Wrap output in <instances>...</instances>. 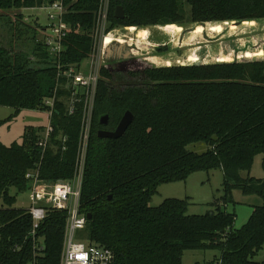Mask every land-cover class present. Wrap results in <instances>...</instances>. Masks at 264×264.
Returning <instances> with one entry per match:
<instances>
[{"label": "trees", "instance_id": "obj_1", "mask_svg": "<svg viewBox=\"0 0 264 264\" xmlns=\"http://www.w3.org/2000/svg\"><path fill=\"white\" fill-rule=\"evenodd\" d=\"M64 1L71 30L61 61L80 64L93 48L100 0ZM45 3L48 0H0V11ZM118 6L124 8L123 18L115 15ZM18 20L24 23L21 14L11 22L15 29ZM109 20V31L125 26L134 37L106 38L80 197V212L91 218L78 237L111 248L115 264H184L188 249L220 252L219 258L196 264H264L254 260L264 247V203L254 207L241 228L234 227L237 214L222 208L235 202L236 189L264 198V177L241 174L250 172L260 154L264 169V59H254L264 57V48L252 51L260 42L250 39L242 46L235 42L210 62L202 52L204 45L192 51L185 47L194 39L184 42L188 30L197 39L220 35L228 26L233 35L242 28L261 29L256 27H264V0H111ZM186 21L192 26L176 28ZM38 32L35 28L32 46L38 60L0 45V105L15 109L0 126L22 109L49 110L44 100L55 93L58 69L43 42L37 41ZM110 47L113 56L108 59ZM125 51L137 64L121 73L112 61ZM68 94L59 88L47 146L40 144L45 127L27 126L22 142L6 145L0 140V264L61 263L67 210L47 207L36 232L41 249L35 248L32 215L13 207L17 196L11 191L29 190L27 172L38 166L47 181L74 176L81 111L67 113ZM128 110L134 118L121 137H99L98 130H115ZM106 114L108 123L102 124ZM197 142L207 149L198 153L187 148ZM213 169L224 174L223 195L213 202L216 211L189 214V197L150 206L161 184Z\"/></svg>", "mask_w": 264, "mask_h": 264}, {"label": "built area", "instance_id": "obj_2", "mask_svg": "<svg viewBox=\"0 0 264 264\" xmlns=\"http://www.w3.org/2000/svg\"><path fill=\"white\" fill-rule=\"evenodd\" d=\"M110 5L111 0H100L92 29L93 48L86 58L88 62L86 66L82 65L85 59L80 64H65L61 61L65 50L64 41L71 30V24L66 20L68 9L64 0H48V3L43 5L48 9L49 25L38 27L41 37L38 36L37 41L43 42L58 69L55 93L44 100L45 105L49 107L50 122L40 133V144L47 146L54 131L52 117L60 87L67 89L69 93L65 98L67 113L72 115L78 109L81 111V130L74 176L71 179L52 182L40 177V166L27 172L29 190L32 194V203L28 210L34 223L32 235L35 248L41 249L36 242L40 240L36 238V232L46 216L47 207L67 210V226L60 264H115V252L111 248L78 237L79 232L86 228L88 220L87 215L80 212V197L98 84L105 63L106 38L113 34L108 30ZM34 60L38 58L34 57ZM62 79H65V83H61ZM62 139L66 141L67 136H63ZM215 264H222V260Z\"/></svg>", "mask_w": 264, "mask_h": 264}, {"label": "rangeland", "instance_id": "obj_3", "mask_svg": "<svg viewBox=\"0 0 264 264\" xmlns=\"http://www.w3.org/2000/svg\"><path fill=\"white\" fill-rule=\"evenodd\" d=\"M189 9L190 6H187V15L189 14ZM19 14L22 15V21H24V23H21L18 20V29H15L11 22H16ZM48 25V9L43 6L23 10L0 11V45L12 53L24 52L25 54L30 55L32 61H35V56L32 55L35 28ZM175 26L179 29L182 27H191L192 24L189 21H186L182 25L175 24ZM258 27L261 29L256 31L254 28H242L237 34L235 33L236 35H233L234 32L231 31L228 26L225 29V32L220 35L209 33L210 38L202 36L197 39L194 36L193 38V34L188 30L184 32L185 44L190 43L193 39L194 40L192 46L190 45L185 48L190 47L193 48L192 51H194L195 48L204 45L205 47L202 48V52L207 53L205 56H207V60L210 62L215 59L217 54L228 51L231 44H236L235 42L242 46L246 40L249 39L252 41L251 43L259 41L260 46L252 49V51H256L259 48H264V27L257 25L256 28ZM111 31L113 34L120 36L123 39L129 40V38L134 37L129 27H115ZM37 35L39 36L41 34L38 32ZM233 36H235L236 41H234ZM175 38V41L178 42L179 35ZM182 40L183 38L180 39V41ZM141 46H145V44ZM139 56L144 57L145 54ZM254 59H264V57ZM87 63V59H85L82 62V65L86 66ZM14 113L15 109L13 107L0 105V121L6 120ZM49 122L50 117L48 111L22 109L14 118L6 121L0 126V140L6 145H10L14 141L22 142L23 134L27 126L47 127ZM187 148L191 151L201 153L207 149V145L204 142H197L188 145ZM262 157V154L256 156L250 172L242 171V176L247 177L250 174L257 178H263L264 169L262 167ZM223 186L224 174L221 169L196 171L190 174V176L184 181L161 184L158 188V193L153 196L150 206H159L167 198L184 199L189 197L190 205L188 207V213L206 214L208 212L216 211L217 207L213 202L219 200L223 195ZM11 193L17 196L16 203L13 205L14 208L29 209L32 203V194L30 190L18 193L17 190L13 188ZM234 199V203H229L226 207L222 205V208L237 214V219L234 225L235 228H241L248 221L254 207L264 203V198L255 194L245 195L242 191L237 189L234 190ZM219 256L220 252L217 250L188 249L183 254V263H205L214 260L215 258H219ZM254 260L257 262L264 260V247L258 252Z\"/></svg>", "mask_w": 264, "mask_h": 264}, {"label": "water", "instance_id": "obj_4", "mask_svg": "<svg viewBox=\"0 0 264 264\" xmlns=\"http://www.w3.org/2000/svg\"><path fill=\"white\" fill-rule=\"evenodd\" d=\"M115 15L117 18H123L125 16L124 8L122 6H118L116 8ZM112 56H113V49H112V47H110L107 50V57H108V59H110ZM133 118H134L133 112L130 110L126 111L115 130L100 129V130H98L99 137H106V138H108V137L109 138L121 137L126 132V130L128 129L129 125L133 121ZM108 120H109V115L106 114V115L102 116L101 123L107 124ZM87 217H88V219H90L91 215L89 214Z\"/></svg>", "mask_w": 264, "mask_h": 264}, {"label": "flooded vegetation", "instance_id": "obj_5", "mask_svg": "<svg viewBox=\"0 0 264 264\" xmlns=\"http://www.w3.org/2000/svg\"><path fill=\"white\" fill-rule=\"evenodd\" d=\"M136 64L137 59L135 56L128 54L126 51L123 54L117 52L112 61L114 69L121 73H127Z\"/></svg>", "mask_w": 264, "mask_h": 264}]
</instances>
